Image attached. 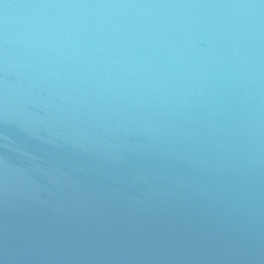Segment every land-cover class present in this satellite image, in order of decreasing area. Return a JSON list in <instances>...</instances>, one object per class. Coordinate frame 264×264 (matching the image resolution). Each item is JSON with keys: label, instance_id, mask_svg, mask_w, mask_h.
<instances>
[{"label": "water", "instance_id": "water-1", "mask_svg": "<svg viewBox=\"0 0 264 264\" xmlns=\"http://www.w3.org/2000/svg\"><path fill=\"white\" fill-rule=\"evenodd\" d=\"M0 264H264V0H0Z\"/></svg>", "mask_w": 264, "mask_h": 264}]
</instances>
